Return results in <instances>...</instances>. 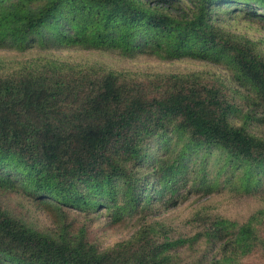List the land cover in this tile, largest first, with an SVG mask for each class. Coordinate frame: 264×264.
<instances>
[{"label": "trees", "instance_id": "trees-1", "mask_svg": "<svg viewBox=\"0 0 264 264\" xmlns=\"http://www.w3.org/2000/svg\"><path fill=\"white\" fill-rule=\"evenodd\" d=\"M262 24L264 0H0V51L81 50L209 71L117 70L38 55L0 61V264H264V48L228 27ZM262 203L246 221L196 213L191 236L154 219L192 196ZM17 195V196H16ZM72 214L132 223L100 249ZM185 254V256H184Z\"/></svg>", "mask_w": 264, "mask_h": 264}, {"label": "rangeland", "instance_id": "rangeland-1", "mask_svg": "<svg viewBox=\"0 0 264 264\" xmlns=\"http://www.w3.org/2000/svg\"><path fill=\"white\" fill-rule=\"evenodd\" d=\"M227 25L238 33L245 34L257 41H263L264 48V32L260 21L256 20L250 23L242 19H237L236 21L228 22ZM38 55L69 63H99L117 70L158 73L209 71L222 76H227L228 74L220 67L191 60L161 62L155 59H140L136 61H127L113 55L81 50L48 51L45 53L31 51L24 54L0 51V61L26 60L35 58ZM254 131L264 137V127H259ZM0 204L11 214L23 219L41 232H49L53 229V222L49 216L39 211V209L33 206L26 198L18 196L7 197L4 193H0ZM260 208H262V203L252 201L248 198L235 197L229 193L212 195L207 198L192 196L185 203L172 211H160L154 219L164 222L168 227L170 226L173 228L174 232L170 236L175 238L186 237L193 235L197 230L195 226L193 227L191 224L188 225L187 223L188 218L196 213H202L210 217L224 216L230 217L231 219L246 221L249 216L256 213ZM72 218L77 220L79 226H84L86 228L88 237H90L92 242L98 245L100 249H107L119 242L125 241L136 231L132 223L110 227V222L105 216L86 217L84 215L72 214ZM254 263L255 261L250 262V264Z\"/></svg>", "mask_w": 264, "mask_h": 264}]
</instances>
